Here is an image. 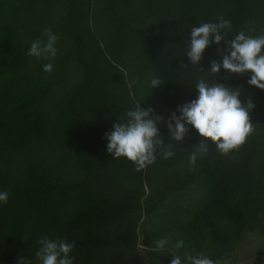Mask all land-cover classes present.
Segmentation results:
<instances>
[{
	"label": "trees",
	"instance_id": "16d2710c",
	"mask_svg": "<svg viewBox=\"0 0 264 264\" xmlns=\"http://www.w3.org/2000/svg\"><path fill=\"white\" fill-rule=\"evenodd\" d=\"M221 17L231 31L191 65V28ZM45 29L58 37L56 56L29 57ZM239 32L264 35V0H0V190L9 194L0 264H39L42 235L74 243V264H170L198 253L220 264L250 241L264 259V90L247 74L205 72ZM153 77L162 83L151 89ZM201 78L253 103V131L238 149L221 155L209 144L190 165L201 137L189 126L170 141L161 122L172 157L137 171L106 152L105 133L128 110L140 103L167 120Z\"/></svg>",
	"mask_w": 264,
	"mask_h": 264
},
{
	"label": "clouds",
	"instance_id": "9594fccd",
	"mask_svg": "<svg viewBox=\"0 0 264 264\" xmlns=\"http://www.w3.org/2000/svg\"><path fill=\"white\" fill-rule=\"evenodd\" d=\"M231 31V24L222 17L217 23H202L191 28L186 51L191 65H198L203 59L205 49L210 44L219 45L224 36ZM45 40H35L30 43L27 51L29 57L51 60L57 54V35L51 29H45ZM221 60H213L205 71L210 77L221 70L229 74H247V83L259 90H264V35L252 37L244 32L237 33L231 40L225 41L223 49L217 48ZM44 72H51V62L42 66ZM223 79V78H222ZM162 81L153 77L149 86L156 88ZM195 98L179 106L167 120L155 115L152 108H141L140 103L125 113L123 122L117 119L112 124L110 132L105 133V150L113 158H126L133 163L137 171L154 163L156 155L168 159L174 155L173 144L164 145L157 125L164 122L170 141H183L189 131V126L196 131L201 139L193 146L189 155V164L194 165L198 158L208 151V145L213 144L221 155H228L230 151L238 149L245 143L246 138L253 131V123L249 119V111L253 107L251 100L243 105L239 99L240 88H231L210 79L201 78L195 86ZM178 113V114H177ZM159 150V151H158ZM9 194L0 190V205L7 203ZM40 245L35 253L39 264H74L70 255L74 243L66 240L50 239L41 236L37 240ZM166 239L156 242V248L164 250ZM179 250L184 247L183 240H177L174 245ZM170 264H214L208 256L171 255ZM17 264H27L23 259Z\"/></svg>",
	"mask_w": 264,
	"mask_h": 264
},
{
	"label": "rangeland",
	"instance_id": "374dc122",
	"mask_svg": "<svg viewBox=\"0 0 264 264\" xmlns=\"http://www.w3.org/2000/svg\"><path fill=\"white\" fill-rule=\"evenodd\" d=\"M253 244L252 241L244 242L237 248L236 254L231 260L220 264H264V259L256 257Z\"/></svg>",
	"mask_w": 264,
	"mask_h": 264
}]
</instances>
